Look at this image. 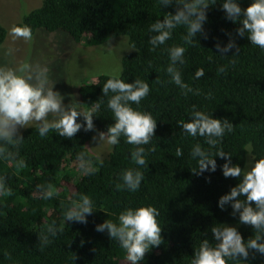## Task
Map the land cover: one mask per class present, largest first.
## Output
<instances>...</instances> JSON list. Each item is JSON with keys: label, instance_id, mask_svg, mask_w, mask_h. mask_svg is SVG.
<instances>
[{"label": "trees", "instance_id": "obj_1", "mask_svg": "<svg viewBox=\"0 0 264 264\" xmlns=\"http://www.w3.org/2000/svg\"><path fill=\"white\" fill-rule=\"evenodd\" d=\"M15 29L133 51L83 114L0 131V264H264V0H42Z\"/></svg>", "mask_w": 264, "mask_h": 264}, {"label": "rangeland", "instance_id": "obj_2", "mask_svg": "<svg viewBox=\"0 0 264 264\" xmlns=\"http://www.w3.org/2000/svg\"><path fill=\"white\" fill-rule=\"evenodd\" d=\"M41 3L42 0H0V22L7 30L6 40L0 45V131L3 134L40 122L59 124L83 114L84 106L78 94L80 85L96 81L101 74L119 75L121 59L133 51L126 36L86 46L72 42L62 31L38 29L29 35L24 29H15ZM87 147L105 158L112 142L106 133L96 131ZM245 172L252 179L264 178V164H256L248 152Z\"/></svg>", "mask_w": 264, "mask_h": 264}]
</instances>
